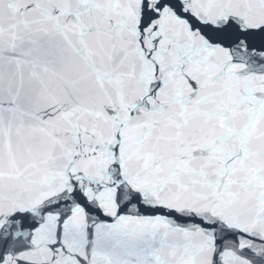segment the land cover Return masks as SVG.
<instances>
[{
  "label": "snow or ice",
  "instance_id": "snow-or-ice-1",
  "mask_svg": "<svg viewBox=\"0 0 264 264\" xmlns=\"http://www.w3.org/2000/svg\"><path fill=\"white\" fill-rule=\"evenodd\" d=\"M0 264H264V0H0Z\"/></svg>",
  "mask_w": 264,
  "mask_h": 264
}]
</instances>
